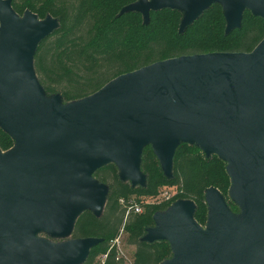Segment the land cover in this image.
Segmentation results:
<instances>
[{"label":"water","instance_id":"95a60500","mask_svg":"<svg viewBox=\"0 0 264 264\" xmlns=\"http://www.w3.org/2000/svg\"><path fill=\"white\" fill-rule=\"evenodd\" d=\"M219 1L226 33L244 11L264 19V0H141L120 14L183 10L180 31ZM0 0V128L13 148L0 153V264H82L101 242L67 240L85 210L100 216L107 187L93 174L113 164L122 182L144 187L141 154L150 146L171 178L181 143L226 164L236 219L219 191H205L207 230L192 201L154 215L142 241H167L161 264H264V39L250 53L168 59L122 75L95 94L63 104L47 97L33 70L39 43L58 23ZM44 232L53 242L38 239Z\"/></svg>","mask_w":264,"mask_h":264},{"label":"trees","instance_id":"16d2710c","mask_svg":"<svg viewBox=\"0 0 264 264\" xmlns=\"http://www.w3.org/2000/svg\"><path fill=\"white\" fill-rule=\"evenodd\" d=\"M139 1L10 0L16 14L30 11L39 19L50 16L58 23L33 56L34 73L47 97L58 95L63 104H68L95 94L122 75L157 62L211 53H250L264 39V19L247 10L240 27L229 33L221 6L209 7L182 31L183 17L173 9L151 11L147 23L138 12L120 14ZM13 145L0 130V151ZM225 167L217 156L206 157L196 145L181 143L174 153L171 178H167L151 147L146 146L140 163L145 186L132 187L122 182L113 164L95 171L93 178L107 187L103 212L95 216L89 210L83 211L67 240H101L82 264H129L114 244L120 232L134 248L131 264L168 261L173 255L167 241H142L146 230L154 227V215L166 212L176 201H192L195 222L206 224L205 191L215 188L226 193L230 180ZM166 187L175 190L170 199L148 204L140 200L157 198ZM133 204L141 208L140 213L134 212Z\"/></svg>","mask_w":264,"mask_h":264},{"label":"rangeland","instance_id":"374dc122","mask_svg":"<svg viewBox=\"0 0 264 264\" xmlns=\"http://www.w3.org/2000/svg\"><path fill=\"white\" fill-rule=\"evenodd\" d=\"M218 6H221L220 5V3H219V1H214L212 4H211V6L210 7H213L214 9H216V8H218ZM177 12H179L181 15H182V17L184 16V11L182 10H176ZM170 16H171V14L170 13H168ZM24 15H25V13H22V14H17V16H18V18L19 19H23V17H24ZM37 16V15H36ZM50 17V16H49ZM37 18H38V16H37ZM47 18V17H46ZM46 18H44V20L46 19ZM50 18H52V17H50ZM143 18V17H142ZM39 19V18H38ZM53 19V18H52ZM40 21H43L42 19H39ZM0 130L4 133V134H6L1 128H0ZM6 136H7V138L13 143V140L11 139V137L8 135V134H6ZM13 148V147H12ZM11 148V149H12ZM11 149H9V150H7V151H0V153L2 154V155H4V154H6L8 151H10ZM223 162V161H222ZM224 163V162H223ZM219 191V190H218ZM228 191H229V189L226 191V193L225 194H223L222 192H220L219 191V193H220V195H221V197H222V199H223V201H224V203H225V205H226V207H227V209L230 211V213H231V215L233 216V217H235L236 219H240V217H241V211H240V209H239V207L231 200V198H230V196H229V194H228ZM166 193V194H165ZM175 195V190L174 189H172V188H168V187H166V188H162L161 190H160V194H159V196L157 197V198H154V199H149V198H143V199H140L142 202H144V204H148V203H159V202H162V201H164V200H167V199H170L171 197H173ZM131 200H133V201H131V202H135V200L134 199H131ZM144 209L142 208V211H143ZM199 227H200V230L202 231V232H206V230H207V223L206 224H204L203 226H200L199 225ZM36 237L38 238V239H44V240H50L51 239V237L48 235V234H46V233H44V232H39V233H37L36 234ZM54 239V238H53ZM67 238H65V239H62V240H54V241H60V242H62V241H65ZM116 242H115V246H116V248L118 249V253H119V255L125 260V262L126 263H129V264H131L132 262H133V260H134V248L133 247H131V246H129L128 244H127V236L124 234V233H119V236L116 238V240H115Z\"/></svg>","mask_w":264,"mask_h":264},{"label":"built area","instance_id":"2783aa9c","mask_svg":"<svg viewBox=\"0 0 264 264\" xmlns=\"http://www.w3.org/2000/svg\"><path fill=\"white\" fill-rule=\"evenodd\" d=\"M166 194V193H165ZM133 203V202H132ZM131 207L134 208V212L135 213H140L141 212V208H139L137 205L133 204ZM116 242V241H115ZM114 242V244H115Z\"/></svg>","mask_w":264,"mask_h":264},{"label":"crops","instance_id":"0c3cea01","mask_svg":"<svg viewBox=\"0 0 264 264\" xmlns=\"http://www.w3.org/2000/svg\"><path fill=\"white\" fill-rule=\"evenodd\" d=\"M119 252V251H118Z\"/></svg>","mask_w":264,"mask_h":264}]
</instances>
